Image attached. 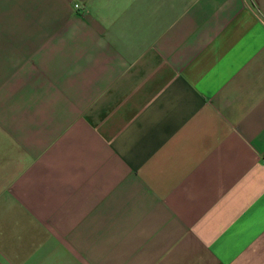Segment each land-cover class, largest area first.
I'll return each instance as SVG.
<instances>
[{"label":"crops","instance_id":"0c3cea01","mask_svg":"<svg viewBox=\"0 0 264 264\" xmlns=\"http://www.w3.org/2000/svg\"><path fill=\"white\" fill-rule=\"evenodd\" d=\"M262 156L264 0H0V264H264Z\"/></svg>","mask_w":264,"mask_h":264},{"label":"built area","instance_id":"2783aa9c","mask_svg":"<svg viewBox=\"0 0 264 264\" xmlns=\"http://www.w3.org/2000/svg\"><path fill=\"white\" fill-rule=\"evenodd\" d=\"M74 7L75 8H78L79 7V4H74ZM262 163L264 164V156H262Z\"/></svg>","mask_w":264,"mask_h":264}]
</instances>
